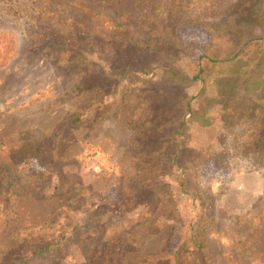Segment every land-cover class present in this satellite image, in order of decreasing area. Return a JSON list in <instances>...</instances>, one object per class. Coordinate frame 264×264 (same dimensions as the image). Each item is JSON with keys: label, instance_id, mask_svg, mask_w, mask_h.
<instances>
[{"label": "rangeland", "instance_id": "rangeland-1", "mask_svg": "<svg viewBox=\"0 0 264 264\" xmlns=\"http://www.w3.org/2000/svg\"><path fill=\"white\" fill-rule=\"evenodd\" d=\"M263 21L0 0V264H264Z\"/></svg>", "mask_w": 264, "mask_h": 264}, {"label": "trees", "instance_id": "trees-1", "mask_svg": "<svg viewBox=\"0 0 264 264\" xmlns=\"http://www.w3.org/2000/svg\"><path fill=\"white\" fill-rule=\"evenodd\" d=\"M262 26H263V38H264V21L262 23ZM165 59V58H164ZM164 74V73H163ZM171 78H174V76L171 75ZM22 155L24 156L25 159H32L34 156H35V151L32 150V149H28L26 151H24L22 153ZM3 160H4V157H3V154L1 155L0 154V168L2 167L3 165ZM15 264H20V263H16Z\"/></svg>", "mask_w": 264, "mask_h": 264}]
</instances>
